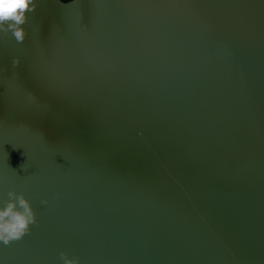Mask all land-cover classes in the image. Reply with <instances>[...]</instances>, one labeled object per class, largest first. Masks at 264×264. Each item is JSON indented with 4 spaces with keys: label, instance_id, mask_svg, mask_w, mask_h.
I'll use <instances>...</instances> for the list:
<instances>
[{
    "label": "water",
    "instance_id": "1",
    "mask_svg": "<svg viewBox=\"0 0 264 264\" xmlns=\"http://www.w3.org/2000/svg\"><path fill=\"white\" fill-rule=\"evenodd\" d=\"M35 3L0 31V208L37 223L0 264H264V0Z\"/></svg>",
    "mask_w": 264,
    "mask_h": 264
},
{
    "label": "clouds",
    "instance_id": "2",
    "mask_svg": "<svg viewBox=\"0 0 264 264\" xmlns=\"http://www.w3.org/2000/svg\"><path fill=\"white\" fill-rule=\"evenodd\" d=\"M36 7L35 0H0V31L6 35L10 32L17 43H23L27 35L23 25L27 22V14ZM12 63L13 67H18L19 58H14ZM7 195L9 199L0 208V242L4 245L21 240L30 232V226L37 223L34 210L23 193L9 191ZM60 259L63 264H80L79 258H69L64 252L60 253Z\"/></svg>",
    "mask_w": 264,
    "mask_h": 264
}]
</instances>
